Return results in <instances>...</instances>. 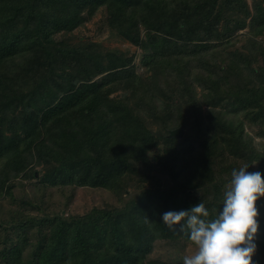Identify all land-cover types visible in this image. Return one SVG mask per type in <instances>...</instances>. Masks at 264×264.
<instances>
[{"label":"trees","instance_id":"1","mask_svg":"<svg viewBox=\"0 0 264 264\" xmlns=\"http://www.w3.org/2000/svg\"><path fill=\"white\" fill-rule=\"evenodd\" d=\"M99 8L106 9L112 31L143 48L141 64L150 76L135 72L121 53L103 56L85 46L57 43L55 35L71 33L83 23L84 11ZM226 12L237 15L234 25L219 28ZM248 15L243 0H0V156L7 158L8 170L22 172L23 154L34 150L52 163L46 174L51 185L115 193L135 172L132 161L151 168L145 157L156 138L168 143L154 155L168 187L144 189L119 210L92 209L76 227L75 254L38 247L33 264H170L146 259L155 241L193 243L187 233L170 230L162 214L198 204L188 192L235 167L223 157L225 146L230 155L250 163L260 156L240 154L248 147L254 153L243 120L264 125V49L256 39L264 31V7L257 5L244 46L236 47L239 39L232 37ZM225 16L226 22L230 16ZM105 56L103 68L99 61ZM96 72L109 73L94 80ZM177 85L188 93L185 105L193 126L192 139L181 146L169 136L168 119L157 116L161 107L169 111L158 98L173 100L175 92L183 96ZM196 85L204 90L198 97ZM118 91L120 97H111ZM204 103L209 109L202 111ZM225 104L227 114L220 109ZM185 105L177 103L180 119ZM18 107L23 113L14 115ZM253 108L262 116L258 122H252L257 119L250 115ZM152 119L161 120L163 134L155 136L147 127ZM219 157L228 164L217 172L212 164ZM205 206L208 219L214 218L211 205ZM260 227L264 232V218ZM259 243L264 249V239ZM5 256V264H27L17 245Z\"/></svg>","mask_w":264,"mask_h":264},{"label":"rangeland","instance_id":"2","mask_svg":"<svg viewBox=\"0 0 264 264\" xmlns=\"http://www.w3.org/2000/svg\"><path fill=\"white\" fill-rule=\"evenodd\" d=\"M243 1L247 6L249 15L246 17L245 26L232 33L233 39H239V41H236V47H241L246 42L245 38L251 37L249 31L251 25L252 27L255 26L253 25L252 18L257 10V5L264 7V0ZM225 15L230 16V19L226 22ZM236 16L234 12H226L219 28L221 26L224 28L225 23L228 24L229 28H232ZM238 16L242 17V13L238 14ZM82 17L85 18L83 23L71 33L55 35V40L58 44L62 45L60 42H65L62 45L63 47H69V45L85 46L88 48V51L91 49L93 51L97 50L103 56L108 52L121 53L126 58L131 59L129 64L134 67L135 72H139L144 77L150 76V73L145 72V67L141 64L144 52L143 48L131 44L109 28L105 8H99L92 14H87V11H84ZM140 28L142 31L141 37L145 40L143 35L145 31L142 30L143 27ZM256 39L264 49V31H261ZM247 52L250 53L251 50H246L245 53ZM250 58L252 61L253 59L256 60L255 54H251ZM99 62L103 68L107 67L108 57L105 56ZM251 67L254 68L253 73H256V64L253 63ZM108 73L96 72L93 79L103 78ZM169 84L175 83L170 81ZM178 88L184 93L183 86L177 85L176 91ZM194 92L195 94L197 93L196 97H198L204 93V90L196 85L194 86ZM186 94L188 93H184L181 97L180 94L175 92L173 100L169 101L165 97L158 98V103L166 105L169 111L164 113L161 107L157 110V116H165L168 119L167 127L171 130L179 127L182 128L183 132L180 137H172L176 138L175 142L179 146H181L180 143L184 142V140L192 139L191 135L193 132L191 115L185 105V101L188 99ZM121 95L122 92L118 91L112 94L111 97H120ZM177 103H184L185 105L182 106L183 119L177 117ZM201 109L202 111L208 110V103H204ZM220 109L226 113V111L230 110V106L225 104ZM252 110L253 112L250 115L257 118L252 122H258L262 116L258 114L255 108ZM20 112L23 113L22 107L15 108L13 114L20 115ZM13 114L11 116H14ZM229 116H235L240 119V114L231 113ZM162 119L164 118L162 117ZM182 121L183 125H180ZM147 127L155 136L164 133L161 120L159 119L148 121ZM243 128L244 134L251 139V147L254 153L249 154L248 150L250 149L248 147L247 150L240 152V154L247 159L255 158L256 155L260 156L257 159H253L250 163L249 160L230 155L228 147L225 146L223 157L228 158V163H233L235 167L232 165L233 167H230L226 174L222 172L221 175L215 173L211 177L210 182L201 185L199 189L188 192L190 193L189 196L194 197L195 200H199V203L211 205L215 216L222 207L224 192L230 185L233 169L249 166L246 171H260L262 178H264V161L262 164L260 162L262 157L264 160V137L262 136L264 125L262 127V124L251 123L244 119ZM24 135L25 133H20L21 138ZM5 136L9 137L12 134L7 132ZM217 141H220V138H217ZM156 143L157 145L145 157V160L150 163L151 168L147 167L145 169L144 166L141 167L140 163L136 164V162L132 161L135 172L124 177L121 188L115 193L100 188L79 187L76 185H51L46 179V174L52 163L42 161L34 150L31 152L25 151L23 154L24 170L19 173L8 170V167L5 166L7 158L0 156V264H5V255L15 245L20 247L21 260L27 264H33V253L38 247H42L44 250L65 252L72 256L77 251L76 227L82 221V218L88 215L92 209L119 210L128 201L134 200L144 189L158 187L164 190L168 187L170 185L168 178L160 173V169L156 167L158 166L157 161L154 158L155 154H162L163 148L168 143L163 138H156ZM195 145L196 149H201V144ZM219 145L224 146L221 141ZM225 162H221L219 157L214 160L212 166L218 172L222 167L225 168L224 164H228ZM256 206L259 211L258 220L260 224V220L264 218V197H261L257 201ZM263 239L264 232L259 227L255 238L257 248L253 256V264H264V249L262 244L259 243ZM195 251L196 246L188 240H180L178 242L157 240L152 244V248L146 255V259L170 264H183V258L186 255L194 254Z\"/></svg>","mask_w":264,"mask_h":264},{"label":"clouds","instance_id":"3","mask_svg":"<svg viewBox=\"0 0 264 264\" xmlns=\"http://www.w3.org/2000/svg\"><path fill=\"white\" fill-rule=\"evenodd\" d=\"M248 167L232 170L222 207L214 218L208 219L210 212L202 202L162 214L170 230L187 233L196 246L183 264H253L260 227L256 203L264 197V178L260 171H246Z\"/></svg>","mask_w":264,"mask_h":264},{"label":"water","instance_id":"4","mask_svg":"<svg viewBox=\"0 0 264 264\" xmlns=\"http://www.w3.org/2000/svg\"><path fill=\"white\" fill-rule=\"evenodd\" d=\"M182 128H177V129H174L172 131H170L169 133V136L170 137H180L182 135Z\"/></svg>","mask_w":264,"mask_h":264}]
</instances>
